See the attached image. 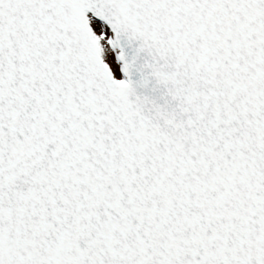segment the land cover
Segmentation results:
<instances>
[{"label":"snow or ice","instance_id":"obj_1","mask_svg":"<svg viewBox=\"0 0 264 264\" xmlns=\"http://www.w3.org/2000/svg\"><path fill=\"white\" fill-rule=\"evenodd\" d=\"M0 264H264V0H0Z\"/></svg>","mask_w":264,"mask_h":264}]
</instances>
